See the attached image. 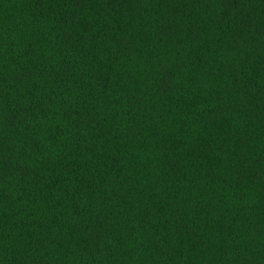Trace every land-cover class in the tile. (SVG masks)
Listing matches in <instances>:
<instances>
[{"label":"trees","instance_id":"1","mask_svg":"<svg viewBox=\"0 0 264 264\" xmlns=\"http://www.w3.org/2000/svg\"><path fill=\"white\" fill-rule=\"evenodd\" d=\"M0 264H264V0H0Z\"/></svg>","mask_w":264,"mask_h":264}]
</instances>
